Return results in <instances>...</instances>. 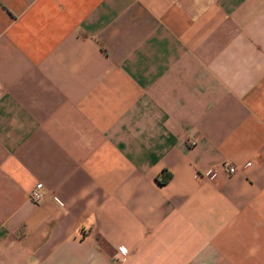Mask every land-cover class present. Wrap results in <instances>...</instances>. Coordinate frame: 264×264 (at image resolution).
Returning <instances> with one entry per match:
<instances>
[{
    "label": "crops",
    "instance_id": "0c3cea01",
    "mask_svg": "<svg viewBox=\"0 0 264 264\" xmlns=\"http://www.w3.org/2000/svg\"><path fill=\"white\" fill-rule=\"evenodd\" d=\"M0 264H264V0H0Z\"/></svg>",
    "mask_w": 264,
    "mask_h": 264
},
{
    "label": "built area",
    "instance_id": "2783aa9c",
    "mask_svg": "<svg viewBox=\"0 0 264 264\" xmlns=\"http://www.w3.org/2000/svg\"><path fill=\"white\" fill-rule=\"evenodd\" d=\"M195 142H196L195 138H193V137H188L187 138V143L189 145H193ZM212 170H213V168L209 169L207 172L210 173ZM234 170H235V167H233V166H229L228 167V171L229 172H233ZM45 194L46 193H45L43 184L41 182H36L31 187V189L29 190L28 197H29L30 200H32L34 202H37V201L42 200L45 197ZM55 199L58 200L57 198H55ZM117 250L122 256H125V254L127 252L126 249L123 246H118Z\"/></svg>",
    "mask_w": 264,
    "mask_h": 264
}]
</instances>
